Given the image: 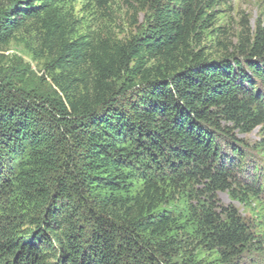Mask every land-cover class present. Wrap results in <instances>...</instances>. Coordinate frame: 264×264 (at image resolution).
I'll return each mask as SVG.
<instances>
[{"label":"trees","instance_id":"obj_1","mask_svg":"<svg viewBox=\"0 0 264 264\" xmlns=\"http://www.w3.org/2000/svg\"><path fill=\"white\" fill-rule=\"evenodd\" d=\"M163 1L125 44L68 42L72 30L52 8L62 0H10L0 9V45L34 20L47 42L60 43L49 67L61 71L54 86L23 65L0 71V208L9 203L12 216L33 208V225L43 228L0 229V264H173L166 257L177 241L163 237L177 222L158 211V183L236 184L216 137L219 119L251 131L264 123V98L236 59L213 64L190 53L207 16L196 1ZM247 66L264 85V64ZM88 68L91 90L79 94L75 75ZM225 214L228 222L211 212L198 221L234 256L248 235L236 211Z\"/></svg>","mask_w":264,"mask_h":264},{"label":"rangeland","instance_id":"obj_2","mask_svg":"<svg viewBox=\"0 0 264 264\" xmlns=\"http://www.w3.org/2000/svg\"><path fill=\"white\" fill-rule=\"evenodd\" d=\"M9 1L0 0V9L8 6ZM62 1L53 3L52 8L56 9L55 13L61 20L69 24L68 31L72 30L67 41L74 43L84 38V41L96 44L101 40L111 44H125L141 35L157 2L111 0L102 7L92 0ZM194 1L197 2L199 11L207 16L191 41L190 53L203 56L213 64L224 60L233 63L236 59L242 64L246 74L256 82L257 90L264 98V85L252 76L247 66L249 62L264 64V48L259 47L264 42V0ZM173 2L174 0H164L160 5L169 7ZM39 4L35 1V5ZM56 44L57 46H52L45 40L39 23L27 21L7 44L0 45V71H11V68L23 65L30 68L38 79H43L46 85L54 86L53 78L61 75L60 70L53 71L49 67L59 53L60 43ZM157 64L152 61L150 65L156 67ZM177 66L175 67L180 70ZM83 70L82 73H76L73 81L78 86L79 94L91 90L94 76L90 68ZM219 120L221 130L216 137L221 154L235 165L236 184L232 189L213 191L209 189L211 183L202 179H187L178 185L172 180L158 183L160 193H164L158 211L165 212L177 222L171 225L169 238L163 237L168 239L167 243L170 239L177 241L171 251L167 249L166 258L172 259L173 264H264V123L248 131L224 118ZM253 179L254 184L251 183ZM246 187L254 190V193ZM141 189L143 185L138 183V190ZM8 206L9 203H5L0 208V229L14 227V230H19L23 235L43 230L41 226L38 229L33 225L38 217L33 208H19L16 215L12 216L7 214ZM229 210L236 211L248 235L246 242L237 245L239 252L234 256H231L232 252L228 248L219 247L210 241L211 235L206 232L211 230L203 225L200 227L198 221L205 213L211 212L221 222H228L225 213ZM40 217L44 225L46 220L43 211ZM48 236L52 239L50 234ZM226 257L231 259L225 261ZM154 258L155 262L165 261L160 254ZM125 264H133V261L129 259Z\"/></svg>","mask_w":264,"mask_h":264}]
</instances>
